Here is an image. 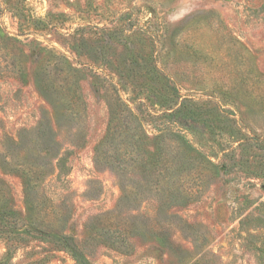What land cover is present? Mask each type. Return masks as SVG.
<instances>
[{
	"label": "rangeland",
	"instance_id": "obj_1",
	"mask_svg": "<svg viewBox=\"0 0 264 264\" xmlns=\"http://www.w3.org/2000/svg\"><path fill=\"white\" fill-rule=\"evenodd\" d=\"M164 123L193 148L160 154ZM1 208L90 264H264V0H0Z\"/></svg>",
	"mask_w": 264,
	"mask_h": 264
},
{
	"label": "trees",
	"instance_id": "obj_2",
	"mask_svg": "<svg viewBox=\"0 0 264 264\" xmlns=\"http://www.w3.org/2000/svg\"><path fill=\"white\" fill-rule=\"evenodd\" d=\"M150 63L151 65H153V68H152L153 74L149 78L152 80H155L157 85H160L159 87L160 91L163 90L164 93L167 95V97H170V98H165L164 100H159L158 106L162 108L161 112H163L164 117L170 116L171 114L178 112L181 105L184 103V101H182V103H179V100L182 99L180 90L175 85L173 80L170 77H168L163 72V70L158 68L159 64L157 60L153 59L150 61ZM61 65L62 64L60 63L58 66L60 68H63V66ZM145 66H148V63L145 62L144 58H142L137 67L139 69H142ZM131 101L133 103H137L138 101L143 103L142 99H139V100L131 99ZM190 104L191 102L189 101V105ZM179 105L180 107H178ZM123 107H125V109L130 110V116L132 119L136 118V116L132 113L133 111L129 108V106L127 105L125 101H121V104L119 106V108L121 109H123ZM179 112H181V109ZM185 112H186V118L193 121L194 112L192 110H188ZM149 117L155 118V117H151L150 115ZM189 117H192V119ZM162 126L163 128L161 129V131L164 134L163 137L170 135L173 137L172 139H170V141H174V142H168L164 144L162 147H160L159 148L160 154H163V155L171 154V150H176L177 147L175 144H179V142L183 144L187 142L188 144H190V142L186 141V139L184 138L180 130L173 129L172 127H168L167 123L162 124ZM125 129L127 131H131V130L136 131V128L133 122H132V125L131 123H128ZM190 146L191 148H193L192 144H190ZM225 152L226 151L224 150V153ZM206 156H210V155H206ZM214 156H217V153H215ZM63 162H64V159H62L59 164V175L60 176L66 174V172L64 171L62 167ZM208 162L214 166V163L211 160V157H209ZM0 238H3L7 241L6 243L7 250L3 254L2 258H0L3 264H12V261L15 258L14 255L17 252V250H19L21 247L28 246V244H30V242L34 238L35 239L39 238L42 242H46L48 244L52 243L56 246V248L69 252L78 264H90L88 259L83 255L82 251L79 249L77 243L74 242V240L67 238V237L55 236L52 233H49L47 231H40L36 228H32V230H30L28 226L24 227L23 225H21V220L16 214V212L11 211V210H6L3 208L0 209Z\"/></svg>",
	"mask_w": 264,
	"mask_h": 264
}]
</instances>
